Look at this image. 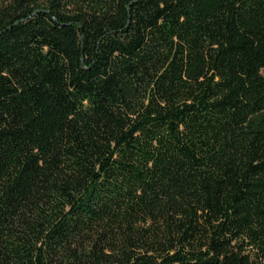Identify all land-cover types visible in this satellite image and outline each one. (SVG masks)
<instances>
[{
  "label": "trees",
  "instance_id": "16d2710c",
  "mask_svg": "<svg viewBox=\"0 0 264 264\" xmlns=\"http://www.w3.org/2000/svg\"><path fill=\"white\" fill-rule=\"evenodd\" d=\"M0 264H264V0H0Z\"/></svg>",
  "mask_w": 264,
  "mask_h": 264
}]
</instances>
